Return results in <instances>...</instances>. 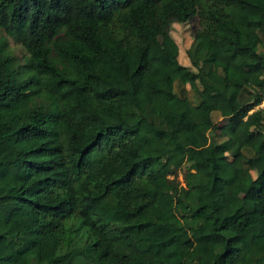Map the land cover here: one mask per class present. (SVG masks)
<instances>
[{"label": "trees", "instance_id": "1", "mask_svg": "<svg viewBox=\"0 0 264 264\" xmlns=\"http://www.w3.org/2000/svg\"><path fill=\"white\" fill-rule=\"evenodd\" d=\"M0 31V264H264V0H0Z\"/></svg>", "mask_w": 264, "mask_h": 264}, {"label": "rangeland", "instance_id": "2", "mask_svg": "<svg viewBox=\"0 0 264 264\" xmlns=\"http://www.w3.org/2000/svg\"><path fill=\"white\" fill-rule=\"evenodd\" d=\"M196 22L194 21H190L184 24H172L169 30V35L172 37V39L174 40L175 44L177 45L178 48V62L182 65H188L189 66V62L186 58L185 55V51L189 48L190 44H191V31L192 29L196 26ZM3 36L5 39V43H6V48L7 50L15 57L17 58H22L24 56H26L25 52L23 51V49L20 47L19 43L14 40V39H10L5 37L2 32L0 31V37ZM165 41L166 38L164 35H160L158 36V42L161 45V47L163 49H165ZM189 96H191V92H188ZM264 102V101H263ZM213 121L215 123V126L217 128H227L229 126V120L228 119H221L218 116H215L213 118ZM216 134L218 133L217 131H215ZM184 166L182 168H180L178 171H176L175 173V179L176 181H178L181 185V189L183 188L182 184H181V180H182V173L184 171ZM71 224L74 225V232L75 233H81L83 231V229L80 227V222L78 219L73 218L71 220ZM82 230V231H81ZM81 231V232H80ZM260 250L264 253V245L260 247Z\"/></svg>", "mask_w": 264, "mask_h": 264}, {"label": "built area", "instance_id": "3", "mask_svg": "<svg viewBox=\"0 0 264 264\" xmlns=\"http://www.w3.org/2000/svg\"><path fill=\"white\" fill-rule=\"evenodd\" d=\"M255 110L256 109H261V110H264V102H261L257 107L254 108Z\"/></svg>", "mask_w": 264, "mask_h": 264}]
</instances>
